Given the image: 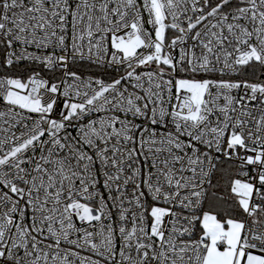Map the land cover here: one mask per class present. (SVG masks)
Wrapping results in <instances>:
<instances>
[{
    "label": "snow or ice",
    "instance_id": "1",
    "mask_svg": "<svg viewBox=\"0 0 264 264\" xmlns=\"http://www.w3.org/2000/svg\"><path fill=\"white\" fill-rule=\"evenodd\" d=\"M0 264H264V0H0Z\"/></svg>",
    "mask_w": 264,
    "mask_h": 264
}]
</instances>
